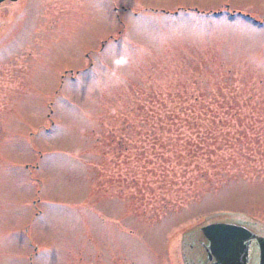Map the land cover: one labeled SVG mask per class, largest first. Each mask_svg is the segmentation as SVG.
Masks as SVG:
<instances>
[{
    "label": "rangeland",
    "instance_id": "1",
    "mask_svg": "<svg viewBox=\"0 0 264 264\" xmlns=\"http://www.w3.org/2000/svg\"><path fill=\"white\" fill-rule=\"evenodd\" d=\"M220 222L264 236V0L0 5V264H211Z\"/></svg>",
    "mask_w": 264,
    "mask_h": 264
},
{
    "label": "water",
    "instance_id": "2",
    "mask_svg": "<svg viewBox=\"0 0 264 264\" xmlns=\"http://www.w3.org/2000/svg\"><path fill=\"white\" fill-rule=\"evenodd\" d=\"M17 0H0L3 2ZM207 241L208 259L211 264H247L249 246L258 249V264H264V236L260 237L245 228L231 224H211L201 229Z\"/></svg>",
    "mask_w": 264,
    "mask_h": 264
},
{
    "label": "trees",
    "instance_id": "3",
    "mask_svg": "<svg viewBox=\"0 0 264 264\" xmlns=\"http://www.w3.org/2000/svg\"><path fill=\"white\" fill-rule=\"evenodd\" d=\"M224 83L228 84L230 83V77H226L223 79ZM212 113V112H211ZM212 114H216L215 112H213ZM214 116V115H213ZM217 117V115H215L214 117H212V120H214V118ZM221 123V121H219ZM213 123V122H212ZM207 138V137H206ZM200 141L202 142L201 145L197 144V150H203L205 155L208 156V155H211L212 154V149L211 147L216 144L217 142L216 141H212L210 143H205V139H202V138H199ZM207 140V139H206ZM200 143V142H199Z\"/></svg>",
    "mask_w": 264,
    "mask_h": 264
}]
</instances>
